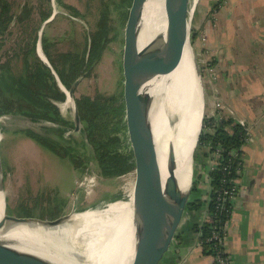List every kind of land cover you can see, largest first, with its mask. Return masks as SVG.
<instances>
[{"label": "trees", "instance_id": "obj_1", "mask_svg": "<svg viewBox=\"0 0 264 264\" xmlns=\"http://www.w3.org/2000/svg\"><path fill=\"white\" fill-rule=\"evenodd\" d=\"M130 3L131 0H119L118 4L113 2L117 13L115 17H111L109 1H102L98 6L95 27L86 32L84 41H77L70 34L61 39L50 37L43 30L40 46L54 74L36 54L38 35H35V32L39 31L40 26L33 34L27 32V26L34 20L32 15L37 16L39 24L47 20L56 9L67 11L69 15L80 19H84L85 15L77 6L65 0H37L33 3L31 0H24L17 13H12L8 0H0V44L11 26H22L23 29L19 40L12 47L13 57L21 62L20 71L13 72L10 59L4 61L0 59V117L5 115L27 117L29 124L34 126L36 131L14 122L11 124L15 128L14 132L23 134L38 146L62 159H69L80 174L91 172L89 169L91 161L96 162L98 174L106 178L120 176L130 167L128 156L122 152L120 138L122 101L118 95L102 93L97 89H94L91 95L86 93L76 95L78 90L76 88L73 100L81 124L77 132L74 131L73 118L69 119L67 114L60 110V106L67 99L60 83L69 90L77 78L92 77L105 48L117 37L119 26L125 23ZM58 16L61 15L56 13L49 23L58 20ZM63 18L65 19L61 16V19ZM66 19L68 23L73 22L69 18ZM112 33L113 35H110ZM196 34L192 27V44ZM64 41H68L66 48H63ZM156 85L158 88H164L162 80L157 81ZM0 131L2 134L7 132V127L1 122ZM245 137L244 127L230 117L204 115L193 162L199 148H205V158L213 157L215 151L219 150L217 164L214 169L208 171L207 203L208 215L212 221H205L199 226V241L205 254L213 256L217 253L218 245L208 238L214 227L222 229L229 217L224 210L217 208V194L223 179H226L227 187L236 186L235 180L241 168V147ZM130 149L137 162L142 160L144 154L139 155L140 152L134 143ZM226 165L229 169L223 171ZM197 178L194 171L190 193L197 187ZM200 205L199 199H193L187 202L186 207L195 209ZM224 206L230 208V201H226ZM24 214L25 217L34 216L31 212ZM55 217L57 216L51 219Z\"/></svg>", "mask_w": 264, "mask_h": 264}, {"label": "crops", "instance_id": "obj_2", "mask_svg": "<svg viewBox=\"0 0 264 264\" xmlns=\"http://www.w3.org/2000/svg\"><path fill=\"white\" fill-rule=\"evenodd\" d=\"M191 24L204 68L205 115L245 124L247 141L241 147V168L235 180L238 191L224 225L225 251L231 264H264V0H198ZM14 130L9 127L12 134H18ZM205 151L197 150L200 167L194 199L201 205L184 212L159 264H214L199 241V226L210 219L212 157L205 158ZM113 249L102 253L111 256Z\"/></svg>", "mask_w": 264, "mask_h": 264}, {"label": "bare ground", "instance_id": "obj_3", "mask_svg": "<svg viewBox=\"0 0 264 264\" xmlns=\"http://www.w3.org/2000/svg\"><path fill=\"white\" fill-rule=\"evenodd\" d=\"M133 35L137 38L139 49L158 41L168 42L169 14L162 0L135 1ZM193 54L187 48L184 50L176 72L162 80L163 89L158 88L155 81L146 84L145 89L152 97L158 91L163 97L158 105L156 103L150 123L133 141L141 153L139 155L143 153L142 159L148 161L158 198L164 208L179 203L187 193L192 178L191 152L201 117V106L199 111L195 110L198 89L195 82L197 62ZM125 57L123 67L126 72L140 60H130L127 52ZM63 105H72L69 97ZM171 114L179 117V123H172ZM1 137L0 134V141ZM3 213L4 194L0 193V223ZM131 213L130 200L116 201L100 211L66 215L60 219L64 224L54 227L39 221H28L14 227L5 224L0 228V239L12 240L24 248L29 245L31 248L40 246L46 249H49L48 241L53 237L67 239L65 250L57 249L51 254L44 249L35 252L51 264H119L120 259H125L123 264H129L140 250L131 224ZM109 249H113L112 255H103L102 252Z\"/></svg>", "mask_w": 264, "mask_h": 264}, {"label": "water", "instance_id": "obj_4", "mask_svg": "<svg viewBox=\"0 0 264 264\" xmlns=\"http://www.w3.org/2000/svg\"><path fill=\"white\" fill-rule=\"evenodd\" d=\"M135 1L136 0H131L123 27V80L121 91L122 130L120 138L122 152L128 156L130 167L126 172L120 175L126 193L122 198H125L123 201H131V224L133 231L138 238L140 248L139 253L129 264H159L169 250L176 230L185 212L187 202L189 201L191 183L193 180V154L202 130V120L205 110V94L203 79L199 71V66L197 65L195 66V82L198 89V105L195 106V110L199 111L201 106V117L195 146L191 152L190 169L192 178L187 193L183 195L179 203L177 205L169 204L164 208L158 198L148 161L142 159L137 162L130 147L139 132L150 123L152 114L163 97L161 91H158L156 96L152 97L147 89H145L146 84L150 81L157 82L169 78L179 67L184 50L187 48L189 51H192L191 21L194 6L192 3L193 0H162L164 8L169 14V40L166 44L162 41H158L145 48L139 49L137 38L133 35ZM55 14L56 11L54 10L52 15L41 24L36 45L37 56L51 70L52 68L49 62L42 53L40 37L44 26L54 19ZM126 52L130 60L134 61L140 59L138 64L127 72L123 67L124 60L126 59ZM52 73L55 74L53 70ZM80 81L81 78H77L69 90H66L60 83L66 97H69L73 104L72 110L75 132L79 131L81 124L78 111L74 105L73 94ZM1 118H6V121L9 124L16 122L20 126L36 131L35 127L29 124V120L25 116L5 115L0 117V119ZM176 122L179 123L178 116ZM194 123L195 119L192 124ZM0 134L2 135L1 131ZM3 185L4 180L0 159V193L4 194ZM79 211L80 210H76L74 206L70 212L48 220L34 217H19L9 215L5 212L4 201L3 220L0 223V228L5 224H10L14 227L27 223L28 221L46 222L54 227L55 225L63 223V221L60 220L61 218H65L66 215L77 213ZM42 249H44L46 253L51 254L54 252L48 248H40V246H33L31 248V246L27 245V247L24 248L21 244L12 240L0 239V264H51L48 259L35 253L37 251H42Z\"/></svg>", "mask_w": 264, "mask_h": 264}, {"label": "rangeland", "instance_id": "obj_5", "mask_svg": "<svg viewBox=\"0 0 264 264\" xmlns=\"http://www.w3.org/2000/svg\"><path fill=\"white\" fill-rule=\"evenodd\" d=\"M8 1L11 3L12 13H17L24 0ZM65 1L77 6L80 12L85 15L84 19L73 17L67 11L56 9L54 6L57 15H61L65 19L69 18L73 22L68 23L67 19H61V16H58V20L56 19L46 24L43 30L48 36L58 39L70 34L77 41H84L86 32L94 29L95 21L98 19V6L101 5L102 1H109L108 6L111 9V17H115L117 13L114 10L113 2L119 3V0ZM33 2H37V0H31V3ZM32 17L34 20L30 26H27V32L30 31L33 34L41 24L38 23V18L35 14ZM123 27L124 24L119 26L117 37L110 41L105 48L100 62L92 73V77L81 78L77 86L76 95H80L81 93L91 95L94 89H97L102 93L116 94L118 98H121L123 80ZM22 30V26H11L0 44L1 61L10 59L12 70L15 73L20 71L21 62L13 57L12 47L19 40ZM38 33L39 31L35 32V35H38ZM110 35H113V33ZM194 44H192V51L203 79L205 94L204 68H201L202 63ZM67 46L68 41H64L63 48ZM72 107L73 104L63 109L60 108L62 112L67 113L69 119L73 118ZM6 120V118L0 119V122L7 127V132L2 134L0 141V159L4 180L5 212L7 214L25 217L23 216L25 212L41 213L39 216L35 215L32 217L48 220L57 211L62 210V208L64 209L75 196L79 197L80 206L82 207L79 212L81 213L100 211L109 203L125 199L121 198V195H126L121 176L102 177L98 174L96 162L93 161H91L92 164L89 166L90 171L93 173L80 174V171L74 167L69 159H62L52 152H48V150L38 146L36 143L27 140L23 134H12L9 131V127H12V125L11 123H7ZM170 120L172 123L176 122L177 117L175 114H171ZM199 167L200 158L196 154L195 162H193V170L196 176H198ZM196 195V190H193L189 196V200L191 201L196 198ZM189 211V208L185 209V213ZM68 212L70 211L66 213ZM67 245V239L61 237H53L48 241L49 249L53 251L57 249L65 250Z\"/></svg>", "mask_w": 264, "mask_h": 264}, {"label": "built area", "instance_id": "obj_6", "mask_svg": "<svg viewBox=\"0 0 264 264\" xmlns=\"http://www.w3.org/2000/svg\"><path fill=\"white\" fill-rule=\"evenodd\" d=\"M198 0H193V13H194V9L195 6L197 4ZM206 68L208 69V71H211L210 67L208 64H206ZM220 105L217 104V107H219ZM239 125L243 126L245 128V124L243 121H239L238 122ZM247 139L246 137L244 138V142H246ZM219 150L215 151V153L213 154V157L211 158L212 164L210 166V170L214 169L215 165L217 164V159L219 158ZM229 169V166H224L223 167V171H227ZM226 179H223L222 183H221V188L218 191L217 194V208H221V210H224L225 213L228 214V216H230L231 214V207L226 208L224 206V203L226 201H231L234 196L237 194V186H230L227 187L226 186ZM209 221H212V219L210 218ZM224 235H225V229L224 227L222 229L214 227V230L211 232L210 237L208 238L209 241H215V243L218 245V249H217V253L215 255H213L214 258V264H231L230 261V257L228 256V254L225 251V247H224Z\"/></svg>", "mask_w": 264, "mask_h": 264}, {"label": "flooded vegetation", "instance_id": "obj_7", "mask_svg": "<svg viewBox=\"0 0 264 264\" xmlns=\"http://www.w3.org/2000/svg\"><path fill=\"white\" fill-rule=\"evenodd\" d=\"M34 142V141H33ZM35 143V142H34ZM88 173H93V172H87V173H85V174H88ZM79 197L78 196H75L72 200H71V202H69L70 201V199H69V203L64 207V209L62 208V210H60V211H57L55 214H54V216H57V214L58 215H60V214H63V213H66L67 211H71V209L75 206V209L76 210H79L80 208H82L81 206H80V201H79V199H78ZM71 203V204H70ZM69 204H70V206H69ZM32 215H41V213H34V212H32L31 213ZM53 216V217H54Z\"/></svg>", "mask_w": 264, "mask_h": 264}]
</instances>
